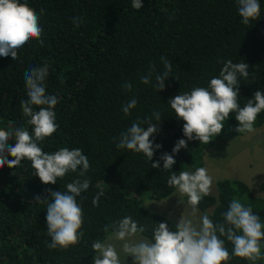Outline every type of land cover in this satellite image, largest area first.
Masks as SVG:
<instances>
[{"label":"trees","instance_id":"obj_1","mask_svg":"<svg viewBox=\"0 0 264 264\" xmlns=\"http://www.w3.org/2000/svg\"><path fill=\"white\" fill-rule=\"evenodd\" d=\"M20 2L37 12L43 31L39 39H30L18 50L19 59L0 56V128L7 130L9 122H15L14 126L31 132L29 118L20 106V100L27 99L25 72L30 66L47 63L46 93L59 98L54 109L59 128L40 146L45 152L80 148L90 168L84 177L69 172L55 184H44L27 159L17 167H0V264H93L92 242L103 240L108 235L104 226L126 215L146 226L143 237L151 238L158 222L175 230L171 220L142 206L140 193L150 200L166 198L175 189L167 185L171 174L202 167L203 151L213 139L243 133L236 131L238 121L235 113H230L221 133L208 144L187 140L185 121L176 116L168 101L193 87H207L210 79L219 75L222 62L229 59L248 64L247 80L239 78L241 107L255 91L264 92V0H258L261 16L249 25L241 23L237 0H142L139 10L131 6V0ZM73 17L82 18L83 23L74 24ZM161 56L172 61V75L158 91L153 86L155 75L149 84L141 83L140 77L152 64L162 72ZM129 82L130 92L122 87ZM133 97L138 104L125 115L122 106ZM33 108L39 110V106ZM153 110L161 113V121L150 136L152 160L143 153L117 148L120 133L137 119L151 116ZM263 122L264 111L258 114L254 127ZM179 139H185L187 147L174 154L172 149ZM8 144L14 145L15 139ZM155 144L161 147L155 149ZM165 152L174 155L172 169L163 168L160 157ZM155 161H159V168L152 167ZM77 178L91 182L77 197L84 212L79 243L67 249H50L43 199L50 201L49 190L63 192L66 184ZM101 190L104 195L99 206H93L92 199ZM234 198L251 205L264 224V197L255 196L237 179L215 181V194L204 197L198 209L212 207L210 217L222 222L221 213ZM184 201L187 203V196ZM261 245L264 253V240ZM226 247L231 253L230 242L226 241ZM226 264L250 262L233 256ZM256 264H264V259Z\"/></svg>","mask_w":264,"mask_h":264},{"label":"clouds","instance_id":"obj_2","mask_svg":"<svg viewBox=\"0 0 264 264\" xmlns=\"http://www.w3.org/2000/svg\"><path fill=\"white\" fill-rule=\"evenodd\" d=\"M237 4L242 24L249 25L261 16L258 0H237ZM131 6L139 10L143 7L142 0H131ZM72 19L74 24L83 23L80 17ZM42 31L40 16L26 2L0 0V56L10 55L13 60L19 59L18 50L30 39H39ZM160 61L162 72L157 71L156 65L152 64L147 74L140 77L141 83L149 84L155 75L156 83L153 86L158 91L166 87L165 80L172 75V61L165 56H161ZM222 63L219 75L212 77L207 87H193L168 101L176 116L185 121L183 134L187 140L195 139L208 144L221 133L230 113H235L238 133H252L256 130L254 125L258 114L264 111V92L255 91L253 97L241 107L238 102L239 78L247 80L248 64L234 63L230 59ZM48 68L49 65L45 63L40 67L30 66L25 72L27 99H21L20 106L23 115L29 118L27 124L32 126V130L30 132L24 126L16 127L15 122H9L7 130L0 128V167L5 164L17 167L21 160L27 159L44 184H55L57 178H63L69 172H78L80 177H84L90 163L80 148L70 150L61 147L53 152H45L40 146L45 138L52 136L59 128L54 111L59 98L46 93ZM176 79L179 80L178 77ZM122 87L132 91L130 82ZM137 104V98L133 97L122 106V111L130 115ZM34 105L39 106L38 111L34 110ZM160 121L161 113L153 110L151 116L146 115L143 120L132 122L126 131L120 133L117 148L143 153L151 161L154 146L150 136L156 133ZM145 124L148 125L146 129L143 127ZM13 138L15 144L9 145L8 141ZM160 147L155 144V149ZM182 147H187L185 139L178 140L172 153H178ZM8 155L14 159H8ZM160 159L166 170L172 169L176 163L174 155L167 152ZM152 167L159 168V161L153 162ZM90 183L87 178L74 179L66 184L63 192L49 190L50 201L43 199L47 203L50 249H67L79 243L84 212L77 197L89 189ZM212 184L213 178L205 167L180 171L178 175L171 174L167 185L187 196L190 214L181 216L175 224V230H171L166 222L156 223L151 238L141 235L147 230L146 226L138 225L131 216L126 215L111 225H105L103 231L108 235L91 244L95 252L93 264H124L128 255L132 256L134 264H226L233 256L256 264L258 260L264 259L261 250L264 224L259 215L254 214L251 205L246 206L239 199H232L227 210L221 213L222 222H214L207 213L198 216V205L204 197L210 195ZM103 195L102 190L97 192L92 199L93 206H99ZM41 200L40 196L36 197L37 202ZM226 241L232 245L231 253L226 247ZM117 242H120L119 245Z\"/></svg>","mask_w":264,"mask_h":264},{"label":"rangeland","instance_id":"obj_3","mask_svg":"<svg viewBox=\"0 0 264 264\" xmlns=\"http://www.w3.org/2000/svg\"><path fill=\"white\" fill-rule=\"evenodd\" d=\"M254 128L256 130L252 133L213 139L211 146L204 149L202 167L213 178L211 195L215 194V181L237 179L244 182L252 194L264 197V122ZM140 196L145 209L163 215L175 224L182 215L191 212V207L184 201L186 195H181L177 188L161 200H150L143 192ZM211 210L212 207L199 210L198 216L205 213L210 215ZM119 243L117 242L118 245ZM121 255L123 258V254ZM124 264H134L131 255L125 258Z\"/></svg>","mask_w":264,"mask_h":264}]
</instances>
